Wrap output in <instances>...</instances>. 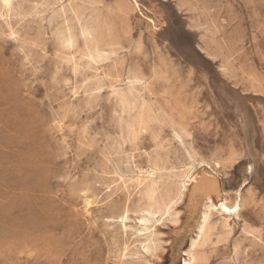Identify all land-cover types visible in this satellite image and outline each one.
I'll return each instance as SVG.
<instances>
[{"label":"rangeland","instance_id":"374dc122","mask_svg":"<svg viewBox=\"0 0 264 264\" xmlns=\"http://www.w3.org/2000/svg\"><path fill=\"white\" fill-rule=\"evenodd\" d=\"M191 166L197 264H264V0H0V264H184Z\"/></svg>","mask_w":264,"mask_h":264},{"label":"bare ground","instance_id":"6f19581e","mask_svg":"<svg viewBox=\"0 0 264 264\" xmlns=\"http://www.w3.org/2000/svg\"><path fill=\"white\" fill-rule=\"evenodd\" d=\"M2 2H4L6 5L9 4V0H2ZM182 109H184V108H182ZM192 168L193 167L191 166V167H188L186 169V172L184 173V175L181 177L180 181L178 182L177 191L175 194L172 195L170 192V189L167 187V188H165L166 189L165 196L162 199H160V200L158 199L159 191H157L154 194V196L152 197V207H153V211H154L153 214H156V213H167L168 214L170 212V210L175 206V204L183 198L185 192H188V188L191 186V184L195 183L194 190L189 195V198H190L189 210L187 209L188 210V213H187L188 227H194L195 228V234H194V238L190 239L189 249L183 253L184 256L188 257L187 261L184 260V264H197L198 258L196 256L194 250L196 249L197 244L204 238L206 231L210 225V219H211L213 212H216V213L220 214V216H222V218L224 219L222 227L228 229V227L230 226L229 222H228L229 218H231V217L237 218L238 212L240 209L239 203L237 201L233 202L232 204H229L227 199L219 200L220 202L218 205L213 204V201L211 199L212 193H214V194L219 193L216 180L213 177H205L201 182H199L197 184L194 176H193V178L191 176ZM149 177L153 178L152 175H149ZM244 183H245V181H244ZM198 200H200L201 202H198ZM242 203H244V202L242 201ZM225 208L229 209V211H225L224 210ZM231 209H236V211H231ZM150 214H152V213H150ZM142 223L143 224L147 223V220H145V219L142 220ZM124 228H125V225H124ZM211 231L213 232L214 230H211ZM204 241H205V239H204ZM204 244H205V242H204ZM201 256H202V254H201Z\"/></svg>","mask_w":264,"mask_h":264},{"label":"snow or ice","instance_id":"6c2138e0","mask_svg":"<svg viewBox=\"0 0 264 264\" xmlns=\"http://www.w3.org/2000/svg\"><path fill=\"white\" fill-rule=\"evenodd\" d=\"M249 171H251V169H249ZM225 211H229V209L225 208ZM231 211H236V209H231Z\"/></svg>","mask_w":264,"mask_h":264}]
</instances>
